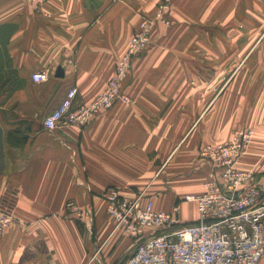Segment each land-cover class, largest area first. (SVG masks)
<instances>
[{
    "label": "crops",
    "instance_id": "crops-1",
    "mask_svg": "<svg viewBox=\"0 0 264 264\" xmlns=\"http://www.w3.org/2000/svg\"><path fill=\"white\" fill-rule=\"evenodd\" d=\"M161 0H0V126L5 168L0 209L14 220L0 236V264H124L137 241L114 230L106 191H142L158 211L180 206L195 224L188 195L205 192L211 167L202 145L252 128L238 162L264 188V0H172V25L152 29L133 61L118 103L83 126L43 127L68 91L73 109L92 102L144 18ZM47 71L46 82L32 75ZM73 201L85 219L65 218ZM264 264V258L262 261Z\"/></svg>",
    "mask_w": 264,
    "mask_h": 264
},
{
    "label": "built area",
    "instance_id": "built-area-1",
    "mask_svg": "<svg viewBox=\"0 0 264 264\" xmlns=\"http://www.w3.org/2000/svg\"><path fill=\"white\" fill-rule=\"evenodd\" d=\"M34 1L43 4L46 0ZM171 5V0H164L159 16L166 15ZM164 22L168 24L169 20L165 18ZM150 28L148 21L141 24L106 92L73 109L78 89H70L61 104L45 117L43 127L54 131L63 122L83 126L94 114L111 108L122 93L133 56L149 44ZM48 78L47 71L32 75L36 83ZM254 136L253 129L240 130L229 141L201 146L199 156L211 167L209 180L203 194L185 197L186 202L196 205L195 224L182 223L179 205L172 212L156 210L146 191L134 198L123 196L117 189L107 191L104 197L114 230L137 241L134 253L124 264H262L264 188L255 183L254 170L238 168ZM12 222L7 212L0 211V236ZM99 252L75 264H97Z\"/></svg>",
    "mask_w": 264,
    "mask_h": 264
},
{
    "label": "rangeland",
    "instance_id": "rangeland-1",
    "mask_svg": "<svg viewBox=\"0 0 264 264\" xmlns=\"http://www.w3.org/2000/svg\"><path fill=\"white\" fill-rule=\"evenodd\" d=\"M27 2H29V3H33V4H35L37 7H41L43 4H45L48 0H46L43 4H38V3H36L34 0H26ZM172 1V0H171ZM164 2V0H161V2H160V4L158 5V7H157V9H156V11H155V14L153 15V16H151V17H149V18H144V19H142V21L140 22V24H139V27H138V30L133 34V36L131 37V39L134 37V36H136L140 31V26H141V24L144 22V21H148L149 23H150V26H151V28H150V41H149V44H148V46L144 49V50H142L141 52H139L137 55H135V56H133V58H132V60H131V63H130V69H129V73H128V77H127V79L125 80V82H124V84L122 83V93H120V95H119V97H117V99L115 100V103L113 104V106L111 107V108H109V109H107V110H102V111H100V112H98V113H96V114H94L93 116H91V119H93L94 117H96V116H98L99 114H101V113H104V112H107V111H109V110H111L116 104H118V103H125V104H129V103H131V97L129 96V95H127L125 92H124V87H125V85H126V83L128 82V80H129V78H130V75H131V72H132V67H133V61L137 58V57H139V56H141V55H143L149 48H150V46H151V44H152V29L154 28V27H156L157 25H161V26H170V25H172V23H171V20H170V18H169V14H170V12H171V7H170V9H169V11L167 12V14L166 15H161V16H159V9H160V7H161V5H162V3ZM167 19V20H169V23L168 24H166L165 22H164V19ZM131 39H130V41H129V44H128V47H127V50H126V52L121 56V58L119 59V61L122 59V57L127 53V51H128V49H129V45H130V42H131ZM119 61H118V63H119ZM118 63H117V65H118ZM117 65H116V69H115V73H114V75H113V77L108 81V83H107V85H106V88L104 89V91L103 92H106L107 90H108V88H109V86H110V84H111V82L113 81L112 79L115 77V75H116V71H117ZM102 92V93H103ZM100 95V94H99ZM98 95V96H99ZM97 96V97H98ZM96 97V98H97ZM95 98V99H96ZM94 99V100H95ZM93 100V101H94ZM92 101V102H93ZM91 103V102H90ZM89 104V103H88ZM47 116V115H46ZM45 119V118H44ZM90 119V120H91ZM89 120V121H90ZM44 122V121H43ZM246 129H252V128H245V129H239V130H236L233 134H232V136L230 137V139L233 137V135L237 132V131H240V130H246ZM253 131H254V129H253ZM254 133H255V131H254ZM255 137V136H254ZM230 139H228V140H226V141H229ZM223 142H225V141H223ZM221 143V142H220ZM216 144H218V143H216ZM205 145H215V144H205ZM200 157V156H199ZM201 159V158H200ZM202 160V159H201ZM203 161V160H202ZM206 162V161H205ZM207 163V162H206ZM208 180H209V178H208ZM207 183V182H206ZM205 183V184H206ZM118 190V189H117ZM107 192V191H106ZM106 192H105V194H106ZM119 192H120V190H119ZM143 192V191H142ZM121 193V192H120ZM104 194V195H105ZM146 195H147V193H146ZM104 197V196H103ZM126 197V196H125ZM104 199H105V197H104ZM105 202H106V204H107V212H108V203H107V200L105 199ZM72 203H73V205H72ZM66 210H67V213H66V216H65V218H67V219H78V220H81V219H85V217H86V215H88L89 214V210L88 209H84V208H80V207H78L73 201H69L67 204H66ZM0 211H5V212H7L10 216H11V218L14 220V217L12 216V214L9 212V211H6V210H3V209H0ZM108 214H109V212H108ZM110 215V214H109ZM111 216V215H110ZM112 217V216H111ZM113 218V217H112Z\"/></svg>",
    "mask_w": 264,
    "mask_h": 264
},
{
    "label": "water",
    "instance_id": "water-1",
    "mask_svg": "<svg viewBox=\"0 0 264 264\" xmlns=\"http://www.w3.org/2000/svg\"><path fill=\"white\" fill-rule=\"evenodd\" d=\"M5 168V141L4 130L0 126V172Z\"/></svg>",
    "mask_w": 264,
    "mask_h": 264
}]
</instances>
